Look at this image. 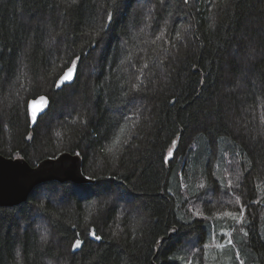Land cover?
<instances>
[{
  "label": "trees",
  "instance_id": "trees-1",
  "mask_svg": "<svg viewBox=\"0 0 264 264\" xmlns=\"http://www.w3.org/2000/svg\"><path fill=\"white\" fill-rule=\"evenodd\" d=\"M64 152L93 183L0 207V264H264V0H0V155Z\"/></svg>",
  "mask_w": 264,
  "mask_h": 264
},
{
  "label": "water",
  "instance_id": "water-1",
  "mask_svg": "<svg viewBox=\"0 0 264 264\" xmlns=\"http://www.w3.org/2000/svg\"><path fill=\"white\" fill-rule=\"evenodd\" d=\"M75 77L76 67L72 66L59 78L57 88L71 84ZM48 106L49 100L45 96L29 102L28 110L32 127L38 117L47 111ZM49 182L75 185L93 183L82 172V158L79 154L64 152L56 158L42 160L35 167L23 158H6L0 155L1 208L15 207L26 202L37 186ZM81 245L82 243L77 241L72 251H78Z\"/></svg>",
  "mask_w": 264,
  "mask_h": 264
},
{
  "label": "rangeland",
  "instance_id": "rangeland-1",
  "mask_svg": "<svg viewBox=\"0 0 264 264\" xmlns=\"http://www.w3.org/2000/svg\"><path fill=\"white\" fill-rule=\"evenodd\" d=\"M220 235H224L225 231H221ZM229 243L223 244L221 242L209 243L208 248H204L202 259L210 264H241V256L236 243L233 242L232 237L229 236Z\"/></svg>",
  "mask_w": 264,
  "mask_h": 264
},
{
  "label": "bare ground",
  "instance_id": "bare-ground-1",
  "mask_svg": "<svg viewBox=\"0 0 264 264\" xmlns=\"http://www.w3.org/2000/svg\"><path fill=\"white\" fill-rule=\"evenodd\" d=\"M77 72V71H76ZM58 82V81H57Z\"/></svg>",
  "mask_w": 264,
  "mask_h": 264
}]
</instances>
